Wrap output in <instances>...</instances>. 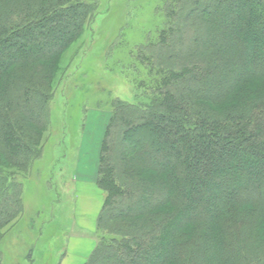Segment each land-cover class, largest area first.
<instances>
[{
  "label": "trees",
  "instance_id": "trees-1",
  "mask_svg": "<svg viewBox=\"0 0 264 264\" xmlns=\"http://www.w3.org/2000/svg\"><path fill=\"white\" fill-rule=\"evenodd\" d=\"M101 12L95 0H0V264L54 96L73 76L91 94L104 51L122 43L93 30ZM156 13L123 64L133 101L107 105L85 264H264V0H159ZM89 24L91 49L64 60Z\"/></svg>",
  "mask_w": 264,
  "mask_h": 264
},
{
  "label": "rangeland",
  "instance_id": "rangeland-1",
  "mask_svg": "<svg viewBox=\"0 0 264 264\" xmlns=\"http://www.w3.org/2000/svg\"><path fill=\"white\" fill-rule=\"evenodd\" d=\"M95 1L100 4L102 12L95 20L93 30L95 27L100 33H112V39L121 36L122 43L109 56L107 50L104 51L105 69L96 86L90 87L91 94H94L86 113L82 114L79 106L91 94L86 91L88 87L84 91L79 90L82 85L78 76H73L63 87L65 92L54 96L50 107L52 119L43 137L42 155L31 163L27 172L17 175L23 184L24 212L1 231L2 264H63L69 239L76 238L80 233L76 224L80 218L77 211L83 212L85 217L102 209V192L97 189V195L92 194L85 182H88L93 169H97L100 136L108 120L107 105L114 96L133 101L127 78L132 74L123 64L130 60L135 44L155 27L161 15L156 13L159 0ZM91 25L64 60L70 57L72 62L80 50L84 52L90 48ZM96 50L88 55L85 68L94 69L98 65L100 53ZM76 118H81L84 126L81 127ZM95 229L92 251L99 242L97 226ZM74 244V252L84 246Z\"/></svg>",
  "mask_w": 264,
  "mask_h": 264
},
{
  "label": "crops",
  "instance_id": "crops-1",
  "mask_svg": "<svg viewBox=\"0 0 264 264\" xmlns=\"http://www.w3.org/2000/svg\"><path fill=\"white\" fill-rule=\"evenodd\" d=\"M101 139H102V135L100 136V142H101ZM96 172H97V169L94 168L93 172H91V174L88 177V180H87L88 182L84 181L88 185V187L91 189V193L93 194V192H94L95 195H97V193H98L97 192L98 188L96 186V176H95ZM80 183L81 182L77 181L78 185H81ZM80 200H81V193H80ZM78 206L80 207V202L78 203ZM79 207H78V209H79ZM100 211H101V209H100ZM100 211L97 213L92 212V214H90V215L86 214L85 217H84L83 212H81L80 210L77 211V215L80 216V218L76 224H77V226H79L78 231L80 233L76 238H70L69 239L68 244H67L68 253L64 259L63 264H85V261L91 255V252H93L92 250H93L94 243H95L94 238H93V236H95L94 230H96L95 227L97 226V219H98V216L100 214ZM85 222H86V224H88V226H86V227H85ZM75 242L80 243L81 245L84 244V246H82L78 252H74V250L72 251V248L75 245L74 244Z\"/></svg>",
  "mask_w": 264,
  "mask_h": 264
}]
</instances>
